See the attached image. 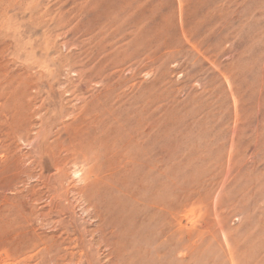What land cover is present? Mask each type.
<instances>
[{"label": "rangeland", "instance_id": "374dc122", "mask_svg": "<svg viewBox=\"0 0 264 264\" xmlns=\"http://www.w3.org/2000/svg\"><path fill=\"white\" fill-rule=\"evenodd\" d=\"M0 264H264V0H0Z\"/></svg>", "mask_w": 264, "mask_h": 264}, {"label": "bare ground", "instance_id": "6f19581e", "mask_svg": "<svg viewBox=\"0 0 264 264\" xmlns=\"http://www.w3.org/2000/svg\"><path fill=\"white\" fill-rule=\"evenodd\" d=\"M108 33H109V32H108ZM114 53H115V52H114ZM135 144H136V143H135ZM127 165H128V164H127ZM134 165H135V164H134ZM131 166H132V165H131ZM135 166H136V165H135ZM133 167H134V166H132V168H131L132 170L134 169ZM124 168H126V167H124ZM122 170H123V169H122ZM135 170H136V169H135ZM120 171H121V170H120ZM123 171H124V170H123ZM133 176H134V175H133Z\"/></svg>", "mask_w": 264, "mask_h": 264}]
</instances>
